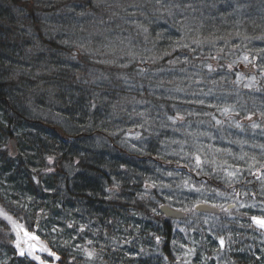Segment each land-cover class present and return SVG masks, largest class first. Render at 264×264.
<instances>
[{
    "label": "trees",
    "instance_id": "obj_1",
    "mask_svg": "<svg viewBox=\"0 0 264 264\" xmlns=\"http://www.w3.org/2000/svg\"><path fill=\"white\" fill-rule=\"evenodd\" d=\"M53 1L72 5L56 25L83 50L38 18L47 3L18 18L10 8L23 2L0 0V207L57 264H176L181 241L194 264H264L253 214L184 236L159 211L187 221L208 191L257 188L208 167V131L182 124L178 106L225 88L236 54L264 74V0ZM189 132L196 146H173ZM15 243L0 218V264H37Z\"/></svg>",
    "mask_w": 264,
    "mask_h": 264
},
{
    "label": "rangeland",
    "instance_id": "obj_2",
    "mask_svg": "<svg viewBox=\"0 0 264 264\" xmlns=\"http://www.w3.org/2000/svg\"><path fill=\"white\" fill-rule=\"evenodd\" d=\"M20 1L23 3L10 8L18 18L27 16L28 11L34 12L36 1L47 3L46 7L49 11L46 15L38 16V18L43 19L49 28H54L55 34L63 36L65 33L69 42L74 44L76 53L83 50V45H80L76 37L71 36L74 38V42L69 39L68 32L73 29L66 31L61 25H56L63 21L65 14L68 16L73 14L71 12L72 5L67 6L66 3L65 6L53 5V0ZM82 13L83 8L78 13L81 14L79 17H83ZM22 31L31 32L27 27L22 28ZM228 64L231 66V75L221 80V82H227L228 85H225V88L210 89L205 93L203 101L192 102L191 107L178 106V115L182 124L187 121L190 124L193 122L189 127H205L208 131L206 139H203L204 142L208 141V144L204 143L203 148L208 149L209 168L217 169V172L221 173L229 183H237L241 181V178L247 177L255 182L257 188L252 192L248 190L243 194L232 192L228 195L208 191V205L218 208L221 215L210 216L195 212L185 222L176 221V229L187 236L188 233L200 227H206V229L220 227L221 222L227 221L230 216L233 217L230 214L232 212H249L253 214V224L259 230V240L264 244V228L260 227L254 219H264V74H260L258 69L252 67L250 58L245 54L234 55ZM214 70L219 69L215 68ZM222 89L226 90L222 91ZM217 90L219 92L216 94ZM240 90L253 93L256 97L254 99L246 98L240 93ZM185 103L190 104L187 101L183 102V104ZM172 120L176 122V118H172ZM189 135H183V138L173 146L184 150V147L188 148L187 143H189V147L195 145V141L192 140L193 134L189 132ZM125 138L134 140L138 138V134L127 133ZM197 142V144L202 143L199 140ZM233 146H239L240 151L237 156L233 154ZM227 154L230 159L224 160ZM230 203L235 204L231 205ZM9 217L11 219H8ZM0 218L12 228L16 237L15 248L19 254L23 252V255H27L37 264H57L58 258L55 255H49L51 251L46 243L36 235L29 233L22 224L1 207ZM40 218L41 215L38 217V224ZM195 255L196 252L192 245L181 241L179 253L176 255V264H194Z\"/></svg>",
    "mask_w": 264,
    "mask_h": 264
},
{
    "label": "water",
    "instance_id": "obj_3",
    "mask_svg": "<svg viewBox=\"0 0 264 264\" xmlns=\"http://www.w3.org/2000/svg\"><path fill=\"white\" fill-rule=\"evenodd\" d=\"M11 144H12L13 153H15L16 144L14 141H12ZM159 211L166 219L172 221L183 222L186 219V213L184 211L172 208L168 205H162L159 208ZM195 211L199 214L212 215V216H218L220 214V210L218 208L203 203L196 205Z\"/></svg>",
    "mask_w": 264,
    "mask_h": 264
},
{
    "label": "snow or ice",
    "instance_id": "obj_4",
    "mask_svg": "<svg viewBox=\"0 0 264 264\" xmlns=\"http://www.w3.org/2000/svg\"><path fill=\"white\" fill-rule=\"evenodd\" d=\"M8 219H11V218L9 217ZM254 219L256 220V223H257L260 227L264 228V219H256V218H254ZM33 239H35V237H33ZM221 243H223V241H221ZM20 254L23 255L24 253L21 252ZM49 255H54V253H49ZM36 259H39V257H36Z\"/></svg>",
    "mask_w": 264,
    "mask_h": 264
}]
</instances>
